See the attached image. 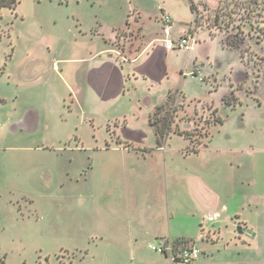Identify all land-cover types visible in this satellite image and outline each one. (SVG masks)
<instances>
[{"label": "rangeland", "instance_id": "rangeland-1", "mask_svg": "<svg viewBox=\"0 0 264 264\" xmlns=\"http://www.w3.org/2000/svg\"><path fill=\"white\" fill-rule=\"evenodd\" d=\"M195 3L196 15L190 0H17L0 9V264H89L86 253L99 257L100 237L129 214L154 221L167 203L173 229L191 236L219 216L226 237L254 227L261 252L248 258L264 264L263 44L253 59L226 48L203 7L219 0ZM165 13L193 50L178 51L170 79L132 75L117 99L112 53L101 51L128 55L157 41ZM170 94L176 110L164 113L190 138L150 124Z\"/></svg>", "mask_w": 264, "mask_h": 264}, {"label": "crops", "instance_id": "crops-1", "mask_svg": "<svg viewBox=\"0 0 264 264\" xmlns=\"http://www.w3.org/2000/svg\"><path fill=\"white\" fill-rule=\"evenodd\" d=\"M173 25L174 20L172 21L170 27V40L179 41L183 37H189L184 32L183 37L175 38V34L172 30ZM193 36L194 35L192 34L191 37ZM160 37L161 38H159L157 41L154 42L153 40V42H150L148 44L142 42L136 49L128 51V55L125 54L122 49L116 47H113L112 50L101 51V54L103 55L106 53H112L116 54L118 59H121L119 61L117 60V62H114V56H112L111 54L110 61H107V64H109L112 70V72L110 73V77L112 81L115 78L117 83V87L113 91L117 92V99L120 98L119 96L122 93H125L126 84L130 82L132 75H135L137 78L142 76L145 79H150L151 77L153 79H159L158 81L162 82L164 78H171V72L177 71V67L175 66V64L172 63V60L178 57V51L184 49L175 48L172 50H167L164 45L165 37ZM189 50L192 51L193 48H191L190 46ZM101 54L98 55L100 56ZM190 55L189 57L192 56ZM97 58L98 57H94L93 59L89 58V60L94 61L95 66H99L98 63L95 61ZM140 62H142L140 67H133L132 70H129L125 65L134 64L135 66ZM143 62L147 63L144 64ZM178 72L180 77L186 79V74L183 70H178ZM99 75L102 76L101 73L98 74V77ZM104 89L101 92V98L104 97ZM106 94H108V91H106ZM116 97L113 98L115 99ZM166 194L168 196L169 191ZM166 206L167 209L166 211H164L166 213H163V210H158V216L154 219V221H152V218H149L151 219V221H149V219L147 218L142 219L144 222L140 219L138 221L135 216H132L133 214H129L130 216H128L127 221L123 223V227H114L113 232H108V235L110 234L111 236H105L107 234L106 232V234L100 237V241H98L97 243L101 245V247L105 248L102 254L99 253V257H95L91 255L90 251H88V253H86V258L90 259V261L88 260L86 262L89 264H94L91 263V259H93L96 261V264L182 263L173 262L170 259L169 255L159 254L151 250L149 245L153 242H156L158 239H167L172 242L178 239L192 241V247L198 248L201 251V255L207 254L208 256V259L204 260L199 258L195 264H250L251 262L248 258L250 249H255L256 251L261 252V245L258 241V232L255 230L254 227L250 228L248 225H244V230L241 229L238 233L235 232L234 235L229 234V236L226 237L224 235L225 233H227V227L229 226L224 223H221L219 220V216L217 220L212 221L213 224L210 228H205L204 224H202V231L199 233V236H191L189 232H178L173 229L172 223L170 222L169 218V204L167 203ZM146 207L148 206L146 205V203H144L141 209H145ZM135 208L136 206L130 207L132 213H134ZM143 214H145V212H143ZM143 214L141 215V217L143 216ZM127 228L128 232L125 230ZM107 230L109 229L107 228L106 231ZM122 230H125L126 233H122ZM206 234L208 236H206ZM199 243L201 244L200 247L198 246ZM244 256L246 258H243Z\"/></svg>", "mask_w": 264, "mask_h": 264}, {"label": "trees", "instance_id": "trees-1", "mask_svg": "<svg viewBox=\"0 0 264 264\" xmlns=\"http://www.w3.org/2000/svg\"><path fill=\"white\" fill-rule=\"evenodd\" d=\"M196 0H190L191 10L196 15L199 8ZM202 1V0H200ZM219 6L212 10L207 4H203L205 10L209 13V19L212 20V27L225 34L224 45L231 50L242 51L243 56L249 55L251 59L259 58L255 51V46L264 48V0H219ZM17 6V0H0V9L9 8L14 10ZM200 15V14H199ZM202 15V14H201ZM198 21V15L195 17V23ZM3 37V31L0 29V39ZM261 57L260 59H263ZM176 97L170 94L166 103L157 107L156 112L150 118L152 126L158 125V134L164 135L175 133L190 138L189 132L182 131L178 126L174 127L175 120L173 115H166L170 109L176 110L174 106ZM169 107V110H167ZM166 111V113H164ZM164 113V114H163ZM223 121V120H222ZM217 118L216 122H222ZM161 124V125H159ZM175 253L184 247H192V241L178 239L172 242Z\"/></svg>", "mask_w": 264, "mask_h": 264}, {"label": "built area", "instance_id": "built-area-1", "mask_svg": "<svg viewBox=\"0 0 264 264\" xmlns=\"http://www.w3.org/2000/svg\"><path fill=\"white\" fill-rule=\"evenodd\" d=\"M172 17L168 14H163V31L162 34L165 37L164 45L167 50H172L175 48L179 49H189L190 48V39L189 37H183L179 41H172L169 39L171 35V24ZM150 249L159 253L169 255L170 259L173 262H182L186 264H195L201 256V251L196 247H184L179 249L175 253L173 250L172 243L165 239H158L156 242L150 244Z\"/></svg>", "mask_w": 264, "mask_h": 264}]
</instances>
